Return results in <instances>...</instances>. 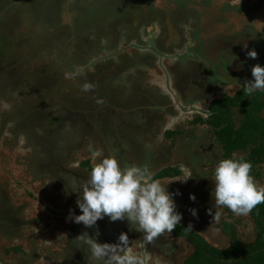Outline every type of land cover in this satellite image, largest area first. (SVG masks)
<instances>
[{"label": "flooded vegetation", "instance_id": "obj_1", "mask_svg": "<svg viewBox=\"0 0 264 264\" xmlns=\"http://www.w3.org/2000/svg\"><path fill=\"white\" fill-rule=\"evenodd\" d=\"M245 1L114 0L118 2L114 5L117 7L114 19L112 13L106 11L107 3L99 6L97 0H6L7 6L0 9V42L6 46L8 44L10 48L2 51L0 49L2 56L11 48L17 52L26 48L29 56H35L38 51L49 52L55 54L61 64L65 63L66 69L62 70L68 75L79 67L84 69L90 65V78L94 77L100 83L96 90L101 96H98L94 103L89 102V122L84 125L88 128L84 139L80 138L81 142L79 140L78 143H75V140L70 142L67 148L61 146L55 136L56 132L66 127L67 119L51 116L49 125L52 129L49 127V131L45 133L40 122L39 126H33L31 120L25 122V115L20 118L23 121H20V126L17 119L14 124L16 113H10L11 135L17 134L15 126L22 127L24 133L19 135L21 144L29 150H35L33 182L37 183L43 177L49 179L59 189V201H64L66 207L72 206L74 214L79 215L81 212L77 206L78 194L73 191L88 180L95 162L105 156L114 155L121 167L135 164L149 169L155 179L166 185L169 192L179 191L181 195L175 196V201L183 219L178 225L199 234V230H203L202 223L212 218L209 210L211 209L213 214L219 211L215 208L214 166L219 162L220 144L211 127L210 121L213 117L210 108L223 98H232L239 92L245 82L249 81L248 77L254 64L260 62V65H263L261 61H264V52L248 33L252 30L256 31L255 34L259 38L264 37V3L261 0L256 1L260 2V5H256V11L260 13L253 19L252 5L243 4ZM94 5V16L103 12V20L98 17L92 20L94 16H89V13H92L89 9ZM44 6L47 8L43 10ZM216 8L222 11H216ZM143 35L151 46L153 43L159 46L167 43L168 49H172L171 52L168 51V55L177 61L179 56L184 55L188 64L182 67L178 61L177 65L169 70L167 80L172 88L174 86L182 90V87L190 86L200 90L204 87V93L197 95V92L193 91L189 95L186 94L188 98L175 97L172 106L167 103L164 108L158 100L151 99L148 88L153 87L154 81L149 84L147 76L141 67H138L140 60L149 66L153 64L147 52V49L151 48L139 49ZM226 40L239 42L243 52L237 54L236 47L223 46V42L228 43ZM260 40L256 42L260 43ZM129 46L132 49L121 51V48L126 49ZM250 50L257 52L256 59L248 57L247 52ZM136 52L138 55L135 56ZM159 53L165 56L164 53ZM218 53H221L225 61L235 55L245 61L243 64L239 62L242 64L239 68H236V65L230 66L233 69L230 71L238 76L246 73L245 78L236 81L241 85L239 90L221 91L219 87H208L211 86L209 79L213 74V60ZM102 57L106 59L105 65L95 66L93 60ZM3 60L4 58L0 57V73L6 75V78L12 71L21 69L22 65L23 68L26 67L22 59V65L13 60H8L4 65ZM33 70L36 72L33 75L34 83L29 86L27 96L39 89L41 85L38 80L42 77L44 80H50L46 78L43 70ZM32 74L33 72L21 73L17 80H31ZM126 76L130 78L131 88H116L113 82L125 79ZM4 80V85L11 82L9 79ZM232 84L238 85L235 82ZM142 85L146 87L144 98H140ZM215 91L221 92L220 95H214ZM31 100L34 101L28 98V102L32 104ZM160 109H164V112L161 113ZM154 112L157 116L153 117ZM180 114L187 115L188 122L172 123ZM68 120L70 121V118ZM168 126L169 129L166 128ZM84 140L90 142L91 146L89 142L87 146L91 149H83ZM89 150L92 155L94 152L101 155L93 158L92 155L89 156ZM77 156H81V160H77ZM186 171L191 173V178L187 182L178 180L185 178ZM190 194H195V202L189 199ZM1 198L3 197H0V240L10 243V246L2 250L3 256L8 257L7 250H21L11 247L13 238L19 235L24 227L36 229L41 218L34 216L35 218L26 220L25 214L22 216L24 206L15 208L9 200L5 203ZM190 208L198 210L196 217L191 215ZM69 226V230L65 229L69 236L63 234L56 238L61 241L60 252L48 253V260L53 262L52 264H91L87 246L76 240L84 232L95 237L99 243H117L119 235L122 232L127 233L131 250L143 257L144 264H182L188 257H184L180 263L179 258L186 254L184 245L180 243H187L185 239L177 237L173 232H165L152 242H147L143 233L136 231L135 226L130 225L127 220L112 222L106 216L91 228L75 222H71ZM61 227L57 226L56 230L61 232ZM36 260L37 254L27 261L22 260L21 263L32 264ZM0 264L6 263L0 260Z\"/></svg>", "mask_w": 264, "mask_h": 264}, {"label": "rangeland", "instance_id": "obj_2", "mask_svg": "<svg viewBox=\"0 0 264 264\" xmlns=\"http://www.w3.org/2000/svg\"><path fill=\"white\" fill-rule=\"evenodd\" d=\"M251 1L254 2L251 3ZM256 1L257 0H246L243 3L249 6L250 4L252 5V11H254L253 19L257 18L258 14L260 13L256 11V5H260V2L256 3ZM262 1L264 3V0H261V2ZM105 2L107 3L105 5H108L106 11H110L113 18L115 19L114 16L117 13V7H115L114 5L118 4V2L116 3L114 2V0H97L99 6H104L103 4ZM6 6V0H0V9L2 10ZM44 8L47 7L44 6L43 10ZM216 11L221 12L222 9L216 8ZM89 12L93 13H89V16H94L96 14L95 5L89 9ZM102 13H98L92 20L96 19V17H98V19L100 20H103L104 14ZM248 33L251 34V37L254 40L253 42H255L257 46L261 47L262 51L264 52V37L259 38V36L255 34L256 31L252 32V30H249ZM259 39H261L260 43L256 42L259 41ZM226 42L228 43L223 42V46L230 47L232 45L233 48L236 47L238 49L237 54L238 52H243V47L239 44V42L235 43L228 40H226ZM138 46L139 49L143 47L151 48L147 49V52L148 58L153 60L152 66H149L146 63L144 64V61L140 60V65L138 67H141L140 69L147 76L149 84H151L150 81H154L153 87L148 88L149 94H151V99L154 98L159 101L161 107H166L167 103L172 106L175 97L188 98L187 95H189L193 91L197 92V95L200 93H204V87L198 90L196 89V87L192 88L190 86H187L186 88L182 87V90H178V88L174 86L172 88L170 86L167 80L169 70H171L172 66H176V63L178 61L182 64V67L184 66V64H188L187 62H185L184 55L179 56L177 58V61L174 57L168 55V51L171 52L172 49H168L167 43H164L160 46L153 43V46H151L148 44L147 37L145 35H143L141 43ZM7 47L10 48L8 44L6 46L4 43L0 42L1 51L3 49H6ZM121 49L122 52H125L128 51V49H132V47L129 46L126 49ZM20 50L21 52H17L16 49L13 50L11 48L7 51V53L4 54V56H2L1 54L3 52L0 53V57L4 58V60L2 61V64L4 65L8 60H13L14 62H18V65H22L21 59L24 60L26 64V67L23 68L22 65L21 69H18V71L16 72L12 71L10 74H8L7 78L6 75L0 73V94L2 95V97H0V197H5L6 201L9 200V203L12 204L15 208H22L21 206H24V210L19 209V211L22 210V216L23 214H25L24 217L26 218V220H28L29 218H35L34 216H36V218L39 217L41 218L40 221H42V223L39 221V224L43 225L39 227L40 225L38 224L39 226H37L38 228L36 227V229H34L33 227H24L19 235H16L13 238V241H11V247L18 248V250L20 248V252L16 250H14L13 252H8V250L6 249V253L9 255L8 257L3 256L4 253L2 250L6 246H10V243L9 241L5 242L3 240H0V260L4 261L6 264H18L21 263L22 260L27 261L30 258H33L35 254H37L38 260H36L32 264H52L53 262L51 263L48 260V253L50 252L51 254H54L55 252H60L61 241L56 239L57 236L60 237L63 236V234L69 236L68 231L65 229L68 228L69 230V224L73 222L72 220L68 219L69 211L72 206L66 207L63 203L64 201H59L57 195L59 193V189L56 188L54 183H52L49 179L43 177L40 178V180L42 179L41 181L37 183L33 182L32 171L33 164H35L36 153L34 148L29 150L21 144L19 135H22V133H24L22 127L17 128L18 126L14 125V130H17V134L14 133L13 136L11 135L10 128L12 124L10 123V113H16L13 118L14 124L16 123L15 119H17L20 126V121H22L20 118H23V116L25 115V122L27 120H31L33 121V126H39L38 124L40 122V125L43 126L45 133L49 131V127L52 129V127L49 125V118L51 116L54 118L62 117L67 119L65 124L66 127L62 130L60 129L55 134V136L58 137L57 141L59 142V144L64 148H67L70 142L73 143L75 140V143H78L80 138L84 139V135L87 133L88 129L84 125L89 122V102L94 103L95 99L98 96H101V93H97L98 91L96 90V86H98L100 83L96 81L94 77L90 78V65L88 66V68L84 69H81L80 67L77 71L68 75L59 66V61L58 58L55 57V54H50L49 52L43 53V51H38L35 56H29L26 48H22ZM219 51H221V49H219ZM122 52H120V55H122ZM159 52L164 53L165 56L161 55V53ZM136 55H138V53L135 54V56ZM127 56L131 57V55ZM105 62L106 59L104 57L93 60V63L96 64L95 66L103 64L105 65ZM239 62L242 64L245 63V61H243L242 58L238 57V55H235L234 58L231 57L229 58V60L225 61V59L221 56V53H218L217 56H215V60H213V74L209 79V83L211 86L208 87L212 89H214L215 87H219L221 91H226L227 89L239 90L241 85L236 81L241 80V78H245L246 73H244L242 76H238L237 74H234L232 71H230L233 70L230 67L231 65H236V68L242 66V64L240 65ZM262 63L263 65L261 66H264L263 60L261 61V64ZM34 68L37 71L38 69L43 70V72H45V75L47 76L46 78H49L50 80H44L42 79V77L41 80H38L41 85L39 86V89L35 90V92L33 91L30 94L31 96H27L30 89L29 86L34 83L33 75L36 73L33 70ZM31 72H33L31 80L27 78L25 79V81L24 79H21L20 81L17 80L19 74H28ZM147 72L149 74H147ZM250 76L248 77L249 81L253 79L251 74ZM4 79H9L11 80V82H9L8 85H4ZM129 80L130 78L128 79V76H126L125 79L122 78L121 80H115L113 83L116 88L120 86L122 87V89L128 90L129 88H131ZM232 80H234L233 82L238 85H233V82H231ZM52 81L56 83L55 86H53L54 84H52ZM197 81L198 79H196V82ZM85 84H91L93 86L92 89L90 91H85ZM38 90H40V92ZM141 90L142 92L140 98H144L146 87L142 85ZM220 93H217V91H215V93L213 94L220 95ZM209 95H211V93ZM28 98H32L34 100H31L32 104L28 102ZM32 107H34L35 109H33ZM160 112L163 113L164 109H160ZM235 114L237 116L240 115L238 112H236ZM154 115L157 116L155 112L153 113V117ZM68 118H70V121L68 120ZM173 120L172 123L176 121H185L187 123L188 116L185 114H180ZM177 124L182 125V123ZM169 127L170 126L166 128L169 129ZM186 127H188L187 124ZM82 142H85V140ZM88 142L89 141L85 142L83 149H86L87 147L91 149L90 142V146H87ZM140 143L143 144L142 141ZM94 154L92 155L91 151L89 152V156L92 155L93 158H96L97 156ZM242 154L243 153L237 154V158ZM86 156L88 157L87 153ZM81 158V156L76 157L77 160H81ZM261 170V178L258 182L259 184L264 185V167ZM228 221L232 222V224L236 227V234L243 246H246L247 244L252 242L255 235V228L252 220L249 217L237 216L233 213L232 217ZM213 222L215 221H213L212 218H210L208 221H204L202 223L203 230L199 231L200 233L207 236V240L212 244V246L224 249L228 246L229 238L226 235L221 234L219 230L214 228V226L212 225ZM57 226H62L60 229L61 232H58L56 230ZM180 244L184 245V248L186 249L185 256H181V258H179L181 263L182 259L191 253L192 247H190L186 242Z\"/></svg>", "mask_w": 264, "mask_h": 264}, {"label": "clouds", "instance_id": "obj_3", "mask_svg": "<svg viewBox=\"0 0 264 264\" xmlns=\"http://www.w3.org/2000/svg\"><path fill=\"white\" fill-rule=\"evenodd\" d=\"M247 55L256 59L258 54L250 50ZM251 75L253 79L244 84L246 94L264 91V66L254 65ZM92 87L85 84L84 90L90 91ZM252 168V163L243 156L225 158L215 164L216 209L227 208L237 216L246 217L257 205L264 204V185L251 175ZM191 176L186 171L185 178L178 180L187 182ZM73 192L78 194L77 206L81 214L75 215L70 209L68 219L88 228L96 226L97 221L106 216L112 222L127 220L136 231L143 233L147 242H152L165 232H173L183 219L175 201V196L181 195L179 191L169 192L149 169L135 164L121 167L114 155L95 162L88 180ZM189 199L195 202V194H190ZM189 212L193 217L198 215L196 208H190ZM209 214L213 221L219 222L222 212L213 214L210 209ZM76 240L87 246L91 264H144L143 257L131 250L127 233L122 232L117 243H99L87 232Z\"/></svg>", "mask_w": 264, "mask_h": 264}, {"label": "trees", "instance_id": "obj_4", "mask_svg": "<svg viewBox=\"0 0 264 264\" xmlns=\"http://www.w3.org/2000/svg\"><path fill=\"white\" fill-rule=\"evenodd\" d=\"M210 109L211 127L220 144L219 161L237 158V154L243 153L241 156L253 165L251 175L260 181L264 167V91L248 95L243 87L232 98H223ZM221 212V220L212 225L229 238L224 249L212 246L202 233L176 226L173 233L192 247L182 264H264V204L257 205L246 216L255 228L254 239L246 246L238 238L236 227L228 221L233 212L227 208Z\"/></svg>", "mask_w": 264, "mask_h": 264}, {"label": "crops", "instance_id": "obj_5", "mask_svg": "<svg viewBox=\"0 0 264 264\" xmlns=\"http://www.w3.org/2000/svg\"><path fill=\"white\" fill-rule=\"evenodd\" d=\"M59 61V60H58ZM59 66H61L62 68L61 69H66V67H65V63H63V64H61L60 63V61H59ZM80 68V67H79ZM52 84H55L56 85V83L55 82H53ZM55 85H53V86H55ZM2 199V201H4L5 203H6V199H5V197H3V198H1Z\"/></svg>", "mask_w": 264, "mask_h": 264}]
</instances>
